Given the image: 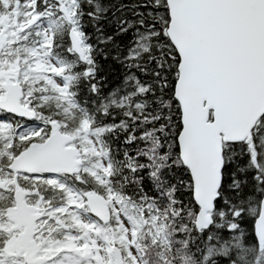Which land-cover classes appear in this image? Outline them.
<instances>
[{"label":"snow or ice","instance_id":"6c2138e0","mask_svg":"<svg viewBox=\"0 0 264 264\" xmlns=\"http://www.w3.org/2000/svg\"><path fill=\"white\" fill-rule=\"evenodd\" d=\"M0 264H264V0H0Z\"/></svg>","mask_w":264,"mask_h":264}]
</instances>
